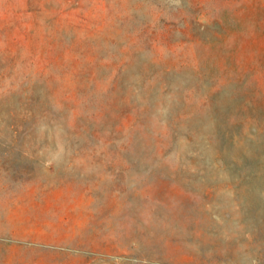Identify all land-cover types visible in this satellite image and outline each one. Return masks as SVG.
Instances as JSON below:
<instances>
[{
    "label": "rangeland",
    "instance_id": "1",
    "mask_svg": "<svg viewBox=\"0 0 264 264\" xmlns=\"http://www.w3.org/2000/svg\"><path fill=\"white\" fill-rule=\"evenodd\" d=\"M264 264V0H0V264Z\"/></svg>",
    "mask_w": 264,
    "mask_h": 264
},
{
    "label": "crops",
    "instance_id": "2",
    "mask_svg": "<svg viewBox=\"0 0 264 264\" xmlns=\"http://www.w3.org/2000/svg\"><path fill=\"white\" fill-rule=\"evenodd\" d=\"M233 264H235V263H233Z\"/></svg>",
    "mask_w": 264,
    "mask_h": 264
}]
</instances>
